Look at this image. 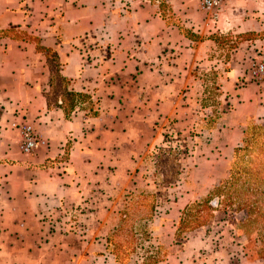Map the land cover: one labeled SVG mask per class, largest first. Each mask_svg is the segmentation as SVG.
I'll use <instances>...</instances> for the list:
<instances>
[{
    "label": "crops",
    "instance_id": "1",
    "mask_svg": "<svg viewBox=\"0 0 264 264\" xmlns=\"http://www.w3.org/2000/svg\"><path fill=\"white\" fill-rule=\"evenodd\" d=\"M181 1L0 0V264H97L107 256L113 223L102 219L95 190L104 185L103 197L112 196L118 166L133 165L145 139L161 142L150 136L156 126L178 121L198 95L192 72L212 68L202 48L210 42L197 50L173 23L208 29L200 3ZM219 17L215 31H264V0H225ZM39 48L56 56L66 91L85 96L67 114L47 105L51 71ZM263 84L238 89L220 119L221 131L235 127V142L245 118L264 115ZM11 123L30 125L45 145L22 154Z\"/></svg>",
    "mask_w": 264,
    "mask_h": 264
},
{
    "label": "rangeland",
    "instance_id": "2",
    "mask_svg": "<svg viewBox=\"0 0 264 264\" xmlns=\"http://www.w3.org/2000/svg\"><path fill=\"white\" fill-rule=\"evenodd\" d=\"M181 2L192 9L200 0ZM161 7L162 14L173 22L168 5L162 2ZM198 11L209 24L206 31L204 25L201 31H194L173 23L197 50L202 40L210 42L202 48L213 62V69L192 72L197 84L191 90L198 95L190 97L188 111L178 121L166 118L156 126L155 134L150 136L160 134L161 142L149 143L151 139H145L147 145L134 164L118 166L112 175L119 179L111 187L116 195L103 197L108 190L101 184L95 190L101 193L97 192V199L107 210L102 219H111L113 223L107 233L108 250L114 248L116 254L114 259L105 242L107 256L97 264H264V257L256 255L257 233L239 226L244 211L230 205L224 195L208 194L227 178L232 151L240 145L234 139L235 127L221 124V131L220 119L231 114L238 89L264 83V31H215L220 17L210 21L200 8ZM43 53L55 73L52 54ZM259 65L263 66L262 73L252 76ZM53 83L50 103H55L63 90L61 84ZM75 101L77 104L83 100ZM85 108L91 112L94 106ZM257 125H264L263 114L245 118L242 132ZM206 198L207 204L202 202ZM198 203L192 218L177 230L183 213ZM121 212H125L126 218Z\"/></svg>",
    "mask_w": 264,
    "mask_h": 264
},
{
    "label": "trees",
    "instance_id": "3",
    "mask_svg": "<svg viewBox=\"0 0 264 264\" xmlns=\"http://www.w3.org/2000/svg\"><path fill=\"white\" fill-rule=\"evenodd\" d=\"M160 8H162L161 5ZM52 59L55 61L56 70L55 73L51 72V91L54 88V81L61 84L63 88L59 95L62 100L59 104L57 102L54 104L60 107L63 113L67 114L73 109L75 100L78 98L83 100L81 102H85V96L66 91V82L57 73L58 67L54 54H52ZM211 75L213 76L215 73L211 72ZM49 104L50 101L47 98V105ZM241 137L240 145L232 151L227 178L219 181L208 194L216 197L224 195L228 201H231L230 205H233L237 210L244 211V218L239 226L245 229L251 228L257 233L259 247L256 255L264 257V125L250 126L242 132ZM208 201L209 198H206L202 202L207 204ZM198 205L199 203L183 213V218L179 221L177 230H180L182 224L192 218V212ZM120 214L123 218H126L125 212ZM105 242L107 251L115 259L114 248L108 250L110 239L107 237Z\"/></svg>",
    "mask_w": 264,
    "mask_h": 264
},
{
    "label": "built area",
    "instance_id": "4",
    "mask_svg": "<svg viewBox=\"0 0 264 264\" xmlns=\"http://www.w3.org/2000/svg\"><path fill=\"white\" fill-rule=\"evenodd\" d=\"M225 0H200V9L207 15L210 21H214L220 14L221 8ZM263 71V66L259 65L253 72L252 76H257ZM11 128H15L19 132L18 150L29 155L33 151L45 145V142L33 131L28 124L11 123Z\"/></svg>",
    "mask_w": 264,
    "mask_h": 264
}]
</instances>
